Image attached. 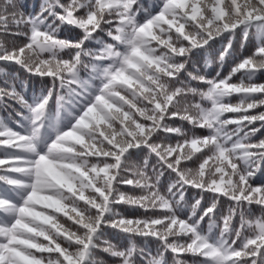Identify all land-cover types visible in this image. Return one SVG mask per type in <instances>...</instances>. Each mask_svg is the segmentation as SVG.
I'll return each mask as SVG.
<instances>
[{
    "label": "snow or ice",
    "instance_id": "snow-or-ice-1",
    "mask_svg": "<svg viewBox=\"0 0 264 264\" xmlns=\"http://www.w3.org/2000/svg\"><path fill=\"white\" fill-rule=\"evenodd\" d=\"M0 264H264V0H0Z\"/></svg>",
    "mask_w": 264,
    "mask_h": 264
},
{
    "label": "trees",
    "instance_id": "trees-1",
    "mask_svg": "<svg viewBox=\"0 0 264 264\" xmlns=\"http://www.w3.org/2000/svg\"><path fill=\"white\" fill-rule=\"evenodd\" d=\"M153 2H158V0H153ZM220 45H219V43H217L216 44V46L215 47H219ZM237 47H238V45H237ZM198 60H199V63H198V66H200L201 68H205V65H204V63H203V60L202 59H199V58H197ZM216 68H217V65L215 64V63H213L212 64V66H211V68H206L205 70L210 74V75H215V71H216ZM227 68H225V73L227 72ZM35 81V80H34ZM37 81V80H36ZM35 81V82H36ZM39 82H41L40 80H39ZM34 91H36V92H38L39 91V88H37L36 87V84H30L29 85V87H28V95L29 96H31L32 94H33V92ZM232 102L233 103H235V102H237V98L236 97H233L232 98ZM53 113H54V110H53V112H52V116H53ZM55 124V123H54ZM39 128V127H38ZM46 128H47V131H46V133L48 132V130H49V126L47 125V123H46ZM52 130H53V133L51 134V135H55V131H54V128H52ZM69 136V135H68ZM66 137V136H65ZM65 137H64V139H65ZM49 142V138H44L41 142H40V146L41 147H44L45 146V144H47ZM63 146V143L62 144H60V145H58L57 147L60 149L61 147ZM61 150V149H60ZM63 154V150H61L59 153H56V155H62ZM63 161L61 160V159H57V160H54V161H51V162H49V164H50V167L51 166H53V170H52V174H47L46 176L48 177V178H50V179H54V180H58L59 178H60V174H59V169H58V167H57V165H60L61 163H62ZM45 194H47L46 192H41V193H39V195H45ZM37 206H39V205H37ZM38 210V209H37ZM61 219L63 220L64 219V217H62L61 216Z\"/></svg>",
    "mask_w": 264,
    "mask_h": 264
},
{
    "label": "rangeland",
    "instance_id": "rangeland-1",
    "mask_svg": "<svg viewBox=\"0 0 264 264\" xmlns=\"http://www.w3.org/2000/svg\"><path fill=\"white\" fill-rule=\"evenodd\" d=\"M77 137L75 135H67L63 141V146L60 148L61 150L65 149L66 147H68L69 145H72L75 143ZM43 167H44V170H45V174L47 175L48 173L49 174H52V168L53 166L50 167V164H49V161L45 160L43 162ZM54 180V179H53ZM37 209L39 210L40 209V206H37ZM50 211V210H49Z\"/></svg>",
    "mask_w": 264,
    "mask_h": 264
}]
</instances>
